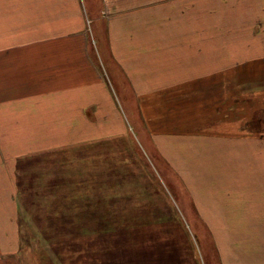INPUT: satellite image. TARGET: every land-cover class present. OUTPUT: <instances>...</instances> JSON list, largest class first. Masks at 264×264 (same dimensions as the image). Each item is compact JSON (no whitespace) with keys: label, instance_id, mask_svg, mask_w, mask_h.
<instances>
[{"label":"crops","instance_id":"obj_1","mask_svg":"<svg viewBox=\"0 0 264 264\" xmlns=\"http://www.w3.org/2000/svg\"><path fill=\"white\" fill-rule=\"evenodd\" d=\"M88 8L0 0V264L18 252L7 236L20 232L17 161L123 139L134 130L125 112L139 114L157 157L191 192L211 231L209 264H264V134L198 129L213 119L212 101L189 108L241 65L264 61V0ZM206 142L217 145L204 171L214 179L193 183L188 145L206 159Z\"/></svg>","mask_w":264,"mask_h":264},{"label":"rangeland","instance_id":"obj_2","mask_svg":"<svg viewBox=\"0 0 264 264\" xmlns=\"http://www.w3.org/2000/svg\"><path fill=\"white\" fill-rule=\"evenodd\" d=\"M83 1L92 10L101 0ZM219 86L189 105L212 101L204 108L213 119L198 129L264 134V61L241 65ZM125 113L134 130L123 139L17 161L20 232L7 234L18 251L9 264H209L211 231L191 192L155 154L139 114ZM205 144L206 159L199 144L188 145L193 183L214 179L204 171L215 166L217 145Z\"/></svg>","mask_w":264,"mask_h":264},{"label":"trees","instance_id":"obj_3","mask_svg":"<svg viewBox=\"0 0 264 264\" xmlns=\"http://www.w3.org/2000/svg\"><path fill=\"white\" fill-rule=\"evenodd\" d=\"M58 183H63V184H65V185H70V184H71L70 181H69L66 177H61V178H59ZM19 188H20V186H19ZM22 189H23V188H22V186H21V190H22Z\"/></svg>","mask_w":264,"mask_h":264}]
</instances>
